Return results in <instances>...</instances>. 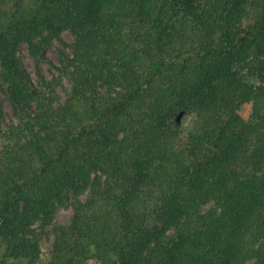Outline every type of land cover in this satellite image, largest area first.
Wrapping results in <instances>:
<instances>
[{"label": "trees", "instance_id": "trees-1", "mask_svg": "<svg viewBox=\"0 0 264 264\" xmlns=\"http://www.w3.org/2000/svg\"><path fill=\"white\" fill-rule=\"evenodd\" d=\"M0 92V264H264V0H0Z\"/></svg>", "mask_w": 264, "mask_h": 264}, {"label": "rangeland", "instance_id": "rangeland-1", "mask_svg": "<svg viewBox=\"0 0 264 264\" xmlns=\"http://www.w3.org/2000/svg\"><path fill=\"white\" fill-rule=\"evenodd\" d=\"M63 36L68 42H72L74 40V35L70 31L64 32ZM59 47H60V43L58 41H55L54 44L48 47L46 50L47 60L43 61L42 67L44 74L45 76H47V78H51L53 74L57 73V70L53 67L52 64L59 63V58H60L59 50H58ZM20 54L24 61L25 66L31 73L34 82H38L39 76L36 70V63L26 44L22 45ZM69 87H70V83L67 80L65 81V85L59 87V90L64 98L67 97V89ZM243 110H244V114L248 116L251 111V104H246L243 107ZM12 115H13V107L9 99L5 96L4 93L0 92V117L5 122V121H9ZM72 214H73V210L70 206L61 205L59 206L56 212L55 220L56 222L59 223H69L71 221ZM53 240H54V235L51 234L49 237H45L41 241L42 256L37 264H48V260L51 257L50 251L53 247ZM10 264H29V262L26 260L18 262L14 259H10ZM88 264H97V262L95 260H90Z\"/></svg>", "mask_w": 264, "mask_h": 264}]
</instances>
